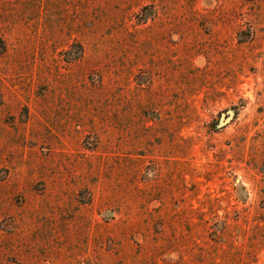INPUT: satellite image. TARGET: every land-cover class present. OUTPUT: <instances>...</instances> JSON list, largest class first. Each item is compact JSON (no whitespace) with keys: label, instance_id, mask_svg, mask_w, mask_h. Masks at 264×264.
Segmentation results:
<instances>
[{"label":"rangeland","instance_id":"1","mask_svg":"<svg viewBox=\"0 0 264 264\" xmlns=\"http://www.w3.org/2000/svg\"><path fill=\"white\" fill-rule=\"evenodd\" d=\"M0 41V264H264V0H0Z\"/></svg>","mask_w":264,"mask_h":264},{"label":"water","instance_id":"2","mask_svg":"<svg viewBox=\"0 0 264 264\" xmlns=\"http://www.w3.org/2000/svg\"><path fill=\"white\" fill-rule=\"evenodd\" d=\"M233 113L231 111L228 112V114L225 116L223 115L219 120V125H224L230 117H232Z\"/></svg>","mask_w":264,"mask_h":264},{"label":"trees","instance_id":"3","mask_svg":"<svg viewBox=\"0 0 264 264\" xmlns=\"http://www.w3.org/2000/svg\"><path fill=\"white\" fill-rule=\"evenodd\" d=\"M0 44H1L0 51H2L3 45H2V42L1 41H0Z\"/></svg>","mask_w":264,"mask_h":264}]
</instances>
